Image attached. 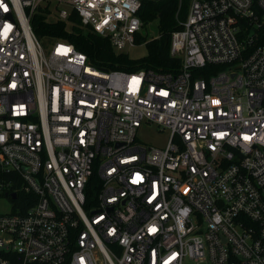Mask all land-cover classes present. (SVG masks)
<instances>
[{
	"label": "built area",
	"instance_id": "obj_1",
	"mask_svg": "<svg viewBox=\"0 0 264 264\" xmlns=\"http://www.w3.org/2000/svg\"><path fill=\"white\" fill-rule=\"evenodd\" d=\"M141 5L0 0V264H264V0H191L173 70L46 51L31 25L76 13L120 51L146 43Z\"/></svg>",
	"mask_w": 264,
	"mask_h": 264
},
{
	"label": "trees",
	"instance_id": "obj_2",
	"mask_svg": "<svg viewBox=\"0 0 264 264\" xmlns=\"http://www.w3.org/2000/svg\"><path fill=\"white\" fill-rule=\"evenodd\" d=\"M190 2L191 0H142L138 14L144 25L157 20L159 34L151 38L144 34L137 35V40H146L148 47L147 54L141 57H132L125 50L117 51L108 36L82 24L76 13L70 17L72 23L69 25L66 20L48 18L45 9L39 8L32 14L31 25L40 40L54 37L74 43L97 67L128 71L142 68L173 70L180 65L181 58L170 53L171 34L187 18ZM260 42L264 44V26L260 31ZM202 72L209 73L205 69Z\"/></svg>",
	"mask_w": 264,
	"mask_h": 264
},
{
	"label": "rangeland",
	"instance_id": "obj_3",
	"mask_svg": "<svg viewBox=\"0 0 264 264\" xmlns=\"http://www.w3.org/2000/svg\"><path fill=\"white\" fill-rule=\"evenodd\" d=\"M71 23L68 24L70 25ZM141 31L148 38L158 36L159 29L157 20L148 22L141 28ZM54 39V37H46L41 40L46 51H49L52 43L55 41ZM125 51H127L132 57H141L147 54L148 47L145 42H142L126 46ZM169 136V129H162L158 124L151 122H143L137 130V140L144 145L164 146L167 143ZM10 209L11 206L9 200L7 198H2L0 200V212L9 211Z\"/></svg>",
	"mask_w": 264,
	"mask_h": 264
},
{
	"label": "water",
	"instance_id": "obj_4",
	"mask_svg": "<svg viewBox=\"0 0 264 264\" xmlns=\"http://www.w3.org/2000/svg\"><path fill=\"white\" fill-rule=\"evenodd\" d=\"M15 196V194H13Z\"/></svg>",
	"mask_w": 264,
	"mask_h": 264
}]
</instances>
